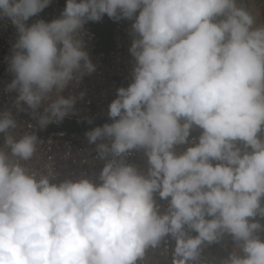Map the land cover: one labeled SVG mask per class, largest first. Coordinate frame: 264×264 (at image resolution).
Wrapping results in <instances>:
<instances>
[{
	"label": "clouds",
	"instance_id": "clouds-1",
	"mask_svg": "<svg viewBox=\"0 0 264 264\" xmlns=\"http://www.w3.org/2000/svg\"><path fill=\"white\" fill-rule=\"evenodd\" d=\"M51 2L0 0L17 32L16 95L0 111V264H264V23L242 0H65L59 18L28 23ZM105 16L131 21V81L84 133L88 148L54 153L48 126L86 95L65 91L96 71L85 25L101 44Z\"/></svg>",
	"mask_w": 264,
	"mask_h": 264
},
{
	"label": "built area",
	"instance_id": "built-area-1",
	"mask_svg": "<svg viewBox=\"0 0 264 264\" xmlns=\"http://www.w3.org/2000/svg\"><path fill=\"white\" fill-rule=\"evenodd\" d=\"M260 5H264V0H251ZM65 6V0H52L49 7L44 9L38 17L33 18L28 23H32L35 19H44L51 21L59 18ZM92 23L88 22L85 25L87 36L85 37V50L89 54L91 62L96 66V71L90 76L84 77L82 83L75 88H69L65 91L64 95L69 94L79 95L81 91L86 92L85 98L78 101L76 104L77 115L68 116L59 125L53 124L48 128H54L45 139L53 140L52 151L57 154H63L66 151V145H69L75 154L78 150L88 148L86 137L84 133L89 130L93 125L103 120H108L107 111L108 105L116 96V90L119 87H127L131 81V72L134 66L133 58L129 53L131 46L130 25L131 21L121 20L114 22L110 19V39L106 48H100V40L97 35L92 31ZM17 39V32L14 26L10 23L5 25L0 22V111L5 107H11L15 92H6V86L11 83L13 74L8 70V57L11 55L12 45ZM15 111V109H13ZM91 119L93 123H87V119ZM19 121L32 122L27 113H21L18 117ZM86 125L88 129H80L70 131L62 127L68 125ZM61 133L63 135L61 136ZM198 135H193L195 137ZM191 139V137H190ZM185 146H178L177 151H183ZM83 155H87L84 153ZM90 158V157H89ZM132 163H135L140 169L147 168L146 158L142 153H134L131 158ZM84 167V166H83ZM77 167L71 166L62 168V173L75 178L79 175L80 171L90 173L92 171L99 172L102 164H97L94 169H89L85 166ZM78 170V171H76ZM60 176V175H59ZM63 179V178H59ZM161 209L166 208L165 201L159 202Z\"/></svg>",
	"mask_w": 264,
	"mask_h": 264
},
{
	"label": "crops",
	"instance_id": "crops-1",
	"mask_svg": "<svg viewBox=\"0 0 264 264\" xmlns=\"http://www.w3.org/2000/svg\"><path fill=\"white\" fill-rule=\"evenodd\" d=\"M242 2L256 17L257 23H264V8L249 0H242ZM192 134L199 135V130L193 131Z\"/></svg>",
	"mask_w": 264,
	"mask_h": 264
},
{
	"label": "rangeland",
	"instance_id": "rangeland-1",
	"mask_svg": "<svg viewBox=\"0 0 264 264\" xmlns=\"http://www.w3.org/2000/svg\"><path fill=\"white\" fill-rule=\"evenodd\" d=\"M108 22L109 18L105 16L100 22H97L95 25V30L101 35V46L106 45L109 36L110 25L108 24Z\"/></svg>",
	"mask_w": 264,
	"mask_h": 264
},
{
	"label": "bare ground",
	"instance_id": "bare-ground-1",
	"mask_svg": "<svg viewBox=\"0 0 264 264\" xmlns=\"http://www.w3.org/2000/svg\"><path fill=\"white\" fill-rule=\"evenodd\" d=\"M23 122H25V123H29V121L27 122L26 120H23Z\"/></svg>",
	"mask_w": 264,
	"mask_h": 264
}]
</instances>
